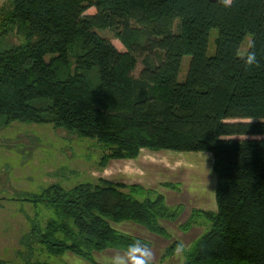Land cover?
Returning <instances> with one entry per match:
<instances>
[{
    "label": "trees",
    "instance_id": "obj_1",
    "mask_svg": "<svg viewBox=\"0 0 264 264\" xmlns=\"http://www.w3.org/2000/svg\"><path fill=\"white\" fill-rule=\"evenodd\" d=\"M2 11L3 32L16 27L25 41L0 48V128L50 124L95 139L100 168L141 148L210 152L216 209L191 211L190 222L203 218L207 229L184 249L182 264H264V0H9ZM97 28L113 30L125 50ZM211 29L215 49L207 55ZM95 180L53 182L15 198L52 212L43 222L26 215L23 264H50L36 251L106 264L92 254L147 247L109 221L169 237L159 220L175 219L181 205L170 208L139 184Z\"/></svg>",
    "mask_w": 264,
    "mask_h": 264
},
{
    "label": "rangeland",
    "instance_id": "obj_2",
    "mask_svg": "<svg viewBox=\"0 0 264 264\" xmlns=\"http://www.w3.org/2000/svg\"><path fill=\"white\" fill-rule=\"evenodd\" d=\"M8 4L9 0H0V48H7L25 41L24 36L16 32V27H7V32H3L5 26L1 24L2 10L8 8ZM95 30L118 50H125L120 41L115 38L113 30L98 28ZM216 35L217 30L211 29L207 55L214 52ZM249 42L250 36L247 35L238 49L239 56L244 55ZM142 57L137 56V62L132 71L134 76L142 68ZM189 60V55L182 57L178 75L181 81L187 72ZM184 152L200 156L196 162L193 159L188 160L189 172L184 179L191 187L197 188L198 194L196 196L191 194L188 186L182 187L180 182H177L176 187L157 188L156 192L165 195L166 203L170 204V208L181 204L175 219L159 220L160 225L166 228L169 237L154 234L133 221H109L115 230L140 238L148 245L146 248L135 250L136 252L132 251L133 253L115 248L96 251L92 255L97 262L144 264L145 260L152 262L150 259H153L154 264L160 260H163V264H181L184 249L207 229V223L203 218L199 217L194 222H190L189 208L193 207L190 202L196 199L193 202L195 207L209 210L214 197V190H211L209 180L210 172L214 174L212 161L204 155L206 151ZM102 153V145L95 139L77 137L61 127L54 128L50 124L15 121L7 127L0 128V197L4 198L0 200V261L4 264H23L22 256L18 251L22 250L20 238L28 231L26 215L35 217L38 222H43L52 215L51 210L44 204L34 206L15 198L38 193L53 182L60 183L64 188H70L81 182H95L101 173L98 161ZM58 170L59 173H53ZM175 240L180 241L181 244L174 251L166 253L171 242ZM163 241L167 242L166 245L159 247V243ZM34 255L38 260H45L50 264H90L70 251L57 256H47L36 251Z\"/></svg>",
    "mask_w": 264,
    "mask_h": 264
},
{
    "label": "crops",
    "instance_id": "obj_3",
    "mask_svg": "<svg viewBox=\"0 0 264 264\" xmlns=\"http://www.w3.org/2000/svg\"><path fill=\"white\" fill-rule=\"evenodd\" d=\"M204 155L207 158H210V161H213L212 154L210 152H204ZM199 157L200 156H194V154H187L186 152H182V151H173L167 149L150 150L147 148H141L138 151L137 155L133 158L109 159L107 163L104 165V167L101 168V173L98 175V177H102L114 183L139 184L144 188L153 190L154 192H156L157 188H160L162 186H169L167 185V183L177 184V182L178 183L180 182L182 187L184 185H187L188 191H190L191 194L196 196L198 194L196 192L197 188L191 187L189 184H187L184 181V179L186 178L189 172L188 171L189 168H187L189 162L188 160L193 159L196 162ZM213 175L214 174L210 172L209 180L212 186L211 190L213 189L215 193L216 180H215V175L214 176ZM160 194L163 196L164 201L166 203L167 200L165 198V195L163 193ZM195 201L196 199L190 202V204L193 207L189 208V212L194 209L208 210V209L195 207V203H193ZM166 205L169 206L170 204L166 203ZM209 207L211 208L209 209L211 211H214L216 209L215 197L212 198L211 205H209ZM173 242H177L179 245L181 244L180 241L178 240L172 241L171 243ZM166 243L167 242L164 241L160 242L159 247L165 246ZM151 258H155V257H151ZM150 260L154 262L153 259ZM146 262H149V260H145L143 263L145 264ZM182 263L183 261L181 262V264ZM157 264H163V260L162 261L160 260V262L158 261Z\"/></svg>",
    "mask_w": 264,
    "mask_h": 264
},
{
    "label": "clouds",
    "instance_id": "obj_4",
    "mask_svg": "<svg viewBox=\"0 0 264 264\" xmlns=\"http://www.w3.org/2000/svg\"><path fill=\"white\" fill-rule=\"evenodd\" d=\"M255 62V55L249 54L246 59V64L252 65Z\"/></svg>",
    "mask_w": 264,
    "mask_h": 264
}]
</instances>
